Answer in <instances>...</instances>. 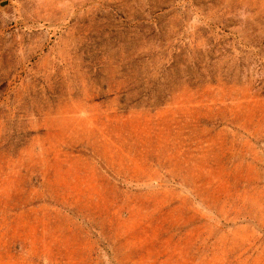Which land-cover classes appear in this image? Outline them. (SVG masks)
I'll use <instances>...</instances> for the list:
<instances>
[{
  "label": "rangeland",
  "instance_id": "1",
  "mask_svg": "<svg viewBox=\"0 0 264 264\" xmlns=\"http://www.w3.org/2000/svg\"><path fill=\"white\" fill-rule=\"evenodd\" d=\"M0 264H264V0H0Z\"/></svg>",
  "mask_w": 264,
  "mask_h": 264
}]
</instances>
